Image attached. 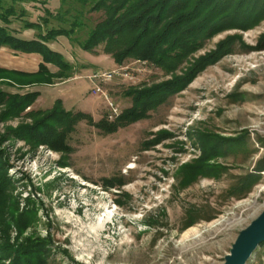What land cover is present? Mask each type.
Segmentation results:
<instances>
[{"label":"rangeland","instance_id":"obj_1","mask_svg":"<svg viewBox=\"0 0 264 264\" xmlns=\"http://www.w3.org/2000/svg\"><path fill=\"white\" fill-rule=\"evenodd\" d=\"M248 1V27L202 37L183 59L159 66L144 68L134 58L119 64L105 44L88 52L60 37L51 47L74 65L68 76L37 83L0 71L7 95L39 92L21 110L16 100H0V264L14 262L5 246L17 249L28 238L48 239L47 264L224 262L240 231L264 210V0ZM45 2L39 9L30 3L29 18L41 22L44 7L56 13L61 6ZM85 18L95 26L105 13ZM33 54L0 49V66L36 70L40 54ZM117 66H129L132 79L105 83L107 95L95 92L92 73ZM170 81L183 82L147 116L114 132L95 125L131 107L129 92ZM57 100L74 116L66 147L21 136L20 128ZM187 232L197 237L185 238ZM248 264H264V244Z\"/></svg>","mask_w":264,"mask_h":264},{"label":"trees","instance_id":"obj_2","mask_svg":"<svg viewBox=\"0 0 264 264\" xmlns=\"http://www.w3.org/2000/svg\"><path fill=\"white\" fill-rule=\"evenodd\" d=\"M59 1L61 6L56 13L50 7H44L46 15L40 16L39 22L29 18V5L32 3L34 8L39 9L38 4L46 3L45 0H0V49L8 47L19 52L38 53L43 57L39 69L33 73L4 67H0V71L33 76L32 82L37 83L51 82V76H68L67 72L73 70L74 65L50 46L60 37L67 38L73 46H79L88 52L105 44V52L111 53L119 64L127 58H134L159 66L170 58L183 59L201 46L202 37H211L226 28L248 27L243 24V20L247 21L254 14L253 9L244 11L248 0ZM101 11H104L105 18L95 26L89 25L85 13ZM15 21L19 22V29L36 30L35 38L18 37L16 33L19 29L12 26ZM122 36L127 37V41L117 44ZM116 44L120 47H115ZM49 64L57 70L52 71ZM195 72L193 70L187 78H191ZM181 82L170 81L164 85L129 92L133 94L131 107L124 110L114 121L104 119L95 125L105 132H114L120 126L137 121L147 116L155 105L160 104L165 94L177 90ZM7 94L0 91V100H4L6 96L10 101L16 100L15 109L21 110L33 103L39 92H29L23 96ZM76 115L80 116L82 113ZM73 121L72 112L63 107L61 100H57L54 107L40 119L21 127V136L64 149L65 135ZM5 184V172H1L0 202L5 199ZM19 222L21 228L27 225V221ZM47 242L48 239L28 238L17 249L12 244L3 249L12 252L11 255L15 257L12 264H47Z\"/></svg>","mask_w":264,"mask_h":264},{"label":"water","instance_id":"obj_3","mask_svg":"<svg viewBox=\"0 0 264 264\" xmlns=\"http://www.w3.org/2000/svg\"><path fill=\"white\" fill-rule=\"evenodd\" d=\"M264 242V210L242 229L222 264H248Z\"/></svg>","mask_w":264,"mask_h":264},{"label":"built area","instance_id":"obj_4","mask_svg":"<svg viewBox=\"0 0 264 264\" xmlns=\"http://www.w3.org/2000/svg\"><path fill=\"white\" fill-rule=\"evenodd\" d=\"M139 65L142 67H147L149 63L146 60L137 59L135 60ZM132 69H130L129 66H117L113 69L108 70H97L94 71L90 77V80L92 82L93 89L97 93H104V84L112 82L116 78H131L133 77V73L131 72ZM105 94V93H104ZM107 95V94H105ZM115 112L118 114L116 109L114 108Z\"/></svg>","mask_w":264,"mask_h":264},{"label":"crops","instance_id":"obj_5","mask_svg":"<svg viewBox=\"0 0 264 264\" xmlns=\"http://www.w3.org/2000/svg\"><path fill=\"white\" fill-rule=\"evenodd\" d=\"M17 28L19 29V27L17 26ZM16 35L18 37H21L23 39H34L35 38V31L34 29H30V28H26V29H19V31L16 33ZM52 45V43L50 44V46ZM8 48V47H6ZM5 47H2L1 49H6ZM53 48V47H51ZM13 53L16 54V55H19L20 57L22 58H30V57H33V53H27V52H19V51H15L13 50ZM39 56V59H38V65H40V63L43 61V57L41 55H38ZM52 65V64H51ZM53 66V65H52ZM1 67V66H0ZM55 67V66H53ZM4 68H6L4 66ZM52 68V67H51ZM7 69H12V70H17V71H23V72H35L37 71L39 68H37L36 70H27L26 68L24 67H12V68H7ZM53 71V70H52Z\"/></svg>","mask_w":264,"mask_h":264},{"label":"bare ground","instance_id":"obj_6","mask_svg":"<svg viewBox=\"0 0 264 264\" xmlns=\"http://www.w3.org/2000/svg\"><path fill=\"white\" fill-rule=\"evenodd\" d=\"M107 221H105L104 219H103V222H102V225H104L105 223H106ZM185 238H190V239H194V238H196L197 237V234H191L190 232H187L186 234H185Z\"/></svg>","mask_w":264,"mask_h":264}]
</instances>
